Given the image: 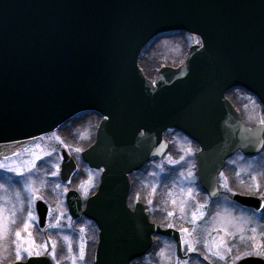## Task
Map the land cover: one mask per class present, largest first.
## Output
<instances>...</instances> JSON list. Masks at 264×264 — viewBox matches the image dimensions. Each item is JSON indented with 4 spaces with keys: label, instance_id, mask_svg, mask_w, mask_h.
<instances>
[{
    "label": "water",
    "instance_id": "obj_1",
    "mask_svg": "<svg viewBox=\"0 0 264 264\" xmlns=\"http://www.w3.org/2000/svg\"><path fill=\"white\" fill-rule=\"evenodd\" d=\"M181 32L193 38L188 58L149 80L139 65L142 52ZM234 88L264 106V0H0V157L82 113L103 117L95 144L83 153L90 168L104 169L99 189L85 208L78 192L66 195L71 217H86L100 230L95 264L144 259L154 235L174 240L177 257L189 258L182 233L151 223L141 203L129 208V175L162 158L166 132L178 130L199 144L198 180L217 199L230 157L264 153V125L245 126L226 97ZM62 157L66 184L78 167L65 150ZM233 201L264 210L259 197ZM36 211L45 228L47 204L37 201Z\"/></svg>",
    "mask_w": 264,
    "mask_h": 264
},
{
    "label": "rangeland",
    "instance_id": "obj_2",
    "mask_svg": "<svg viewBox=\"0 0 264 264\" xmlns=\"http://www.w3.org/2000/svg\"><path fill=\"white\" fill-rule=\"evenodd\" d=\"M191 43L192 37L182 33L147 46L140 61L146 60L154 65L152 74H147L148 78L155 77L164 67L178 68ZM142 69L145 71L144 67ZM229 98L246 125L252 127L264 124L261 122L264 121V110L254 97L237 90L230 93ZM99 120L95 115H88L87 119H75L59 131L43 136V140L37 138L32 141L26 149L6 158L0 157V225L3 226V233L0 235V264L25 261L36 256H29L25 249H30L33 253L38 252L39 256H49L54 264H73V258L75 264H92L93 244L96 242L95 228L86 220L75 222L70 218L65 195L70 189H75L86 199L97 186L102 170L90 169L82 163L81 153L95 142ZM166 138L171 145L168 156L133 174L130 196L132 201L145 205L153 223L179 231L187 228L191 237L188 233L180 231L182 240L197 241L193 243L196 250H189L183 243L184 252L190 255L186 261L181 260L176 256L174 243L158 237L154 252L146 255L138 264H232L231 256L225 261H220L211 255V251H214L221 241L225 242L220 249L222 252L224 247L251 252L254 245L264 244V210L256 212L235 204L232 201V193L223 187L224 178L221 174L218 177L220 197L215 201L210 200L201 191L197 181L198 145L175 131H170ZM62 150L69 152L80 165L79 172L67 185L62 184L58 178ZM49 152L51 155H48ZM56 165H59V170ZM225 170V173H222L228 178L229 187L233 192H241L244 187L241 181L244 184L252 183L249 174L264 172V153L254 157L235 155L227 163ZM54 172L57 174L53 175ZM189 172L192 173L191 176ZM257 179L262 185L261 190L264 191V176H257ZM82 184L87 188V195L81 189ZM56 185L60 187L56 188ZM190 189L191 197L188 195ZM37 196L41 199H36ZM253 196L259 197L258 194ZM37 200L49 205L45 229H40L37 223L34 210ZM173 201L176 203L173 204ZM29 208L36 217L35 220L28 221ZM169 212L175 215L169 217ZM201 212L203 216H200ZM193 213L197 215L195 221L192 218ZM57 218L59 226H53L56 225ZM26 221L29 223L27 230L24 229ZM253 228L256 229L255 232L251 231ZM193 229L195 231H192ZM17 231L20 232L19 239L16 237ZM241 236L244 237L243 241ZM53 244L56 248L55 258L52 257ZM17 245L20 259L16 258ZM44 245H47L46 249ZM81 247L85 254L83 260L79 259ZM260 251L264 252V249ZM205 256L208 259H205ZM251 256L264 259L257 255Z\"/></svg>",
    "mask_w": 264,
    "mask_h": 264
},
{
    "label": "snow or ice",
    "instance_id": "obj_3",
    "mask_svg": "<svg viewBox=\"0 0 264 264\" xmlns=\"http://www.w3.org/2000/svg\"><path fill=\"white\" fill-rule=\"evenodd\" d=\"M196 43L199 44L200 41L197 40ZM261 122L264 123V121H261ZM40 139L43 140L44 137H40ZM57 139L59 140L58 137H57ZM59 142L63 143V141H59ZM77 151H79V149H77ZM48 155H51V152H49ZM233 163H234V161H233ZM56 168H57V170H59V165H56ZM52 174L56 175L57 173L54 172ZM181 175H183V173H181ZM191 175H192V173L189 172V176H191ZM237 175H239V173H237ZM249 175H250V180L252 181V183L244 184V182L241 181V184L244 185L242 191L241 192H233L232 188L229 187L228 178L224 175V173H221V176L224 178V183H223L224 189L228 192H231L233 196L241 195V194H249V195L258 194L259 198L264 200V191L261 190L262 185H261L260 181L257 179V176H264V172H260L257 175H251V174H249ZM59 187H60V185H56V188H59ZM81 189H83L84 194L87 195L86 186L82 184ZM28 190H31V189H28ZM154 193H155V189H153V194ZM188 195H189V197H191V195H192L191 189L188 191ZM213 195H215V193H213ZM35 198L41 199V197H39V196H37ZM175 203L176 202L173 201V204H175ZM30 204H31V200H29V205ZM181 211H183V207H181ZM174 215H175V213H173V212L168 213L169 217L174 216ZM200 216H203L202 212L200 213ZM192 218H193V221H195L197 219L196 213H193ZM35 219H36V217L33 215L31 209L29 208V210H28V221L35 220ZM53 226H59V218H57L56 225H53ZM28 227H29V223L26 221L24 224V229L27 230ZM169 227H172V225H169ZM180 231L188 233L189 237H191V232H189V230L187 228H182V229H180ZM192 231H195V229H193ZM251 231L255 232L256 229L253 228ZM2 233H3V226L0 225V235H2ZM16 237L18 239L20 238V232L19 231L16 232ZM253 239H254V237H253ZM243 240H244V237L241 236V241H243ZM195 242H197V241H191L190 239H185L183 241V243L186 245V247L193 252H195V250H196L193 247V243H195ZM224 244H225V242L221 241L220 244L216 245L215 250L211 251V255L214 256L217 260L225 261L228 258V256H231L232 264H239L240 261L244 260L245 258H247L251 255H257V256L264 257V252L260 251V249H264V244L254 245L253 250L251 252H242L239 250V248L234 250L232 247H224V250L222 252L220 249ZM44 247L46 249L47 245H44ZM206 247H207V245H206ZM17 248H18V250L16 252V258L20 259L19 245H17ZM25 251H27L29 253V256H32V255L39 256L38 252L33 253L32 250H30V249H25ZM69 252H71V246L70 245H69ZM236 252H238L239 254H235ZM226 254H227V256H226ZM55 256H56V248H55V244H53L52 257L55 258ZM84 258H85L84 249H83V247H81L79 259L83 260ZM205 259H208V257L205 256ZM73 264H75V258H73Z\"/></svg>",
    "mask_w": 264,
    "mask_h": 264
},
{
    "label": "trees",
    "instance_id": "obj_4",
    "mask_svg": "<svg viewBox=\"0 0 264 264\" xmlns=\"http://www.w3.org/2000/svg\"><path fill=\"white\" fill-rule=\"evenodd\" d=\"M189 49V48H188ZM188 51V50H187ZM187 55V54H186ZM185 59H186V57H185ZM184 61V60H183ZM140 65H141V67H144V69H145V74H146V76L148 77V75L147 74H152V72H153V68H154V65L152 64V62H147L146 60H143V61H140ZM157 74H158V72L155 74V77H153V78H151V79H155L156 77H157ZM170 150H171V145H170ZM227 167V166H226ZM226 167H225V169H226ZM224 169V170H225ZM226 171V170H225ZM225 173V172H224ZM132 177V176H131ZM132 187H133V182H132ZM135 188V187H134ZM134 188H133V192H134ZM132 189V188H131ZM136 190V189H135ZM141 196H143V193L141 192ZM38 240H40L39 238H38ZM156 246V245H155ZM155 246H154V248H155ZM95 247H96V244L94 245L93 244V252H92V264H93V253H94V250H95ZM153 248V249H154ZM153 249L148 253V255H150L151 254V252L153 251ZM147 255V256H148ZM138 261H140V259L139 260H136V261H134V262H132V264H138Z\"/></svg>",
    "mask_w": 264,
    "mask_h": 264
},
{
    "label": "bare ground",
    "instance_id": "obj_5",
    "mask_svg": "<svg viewBox=\"0 0 264 264\" xmlns=\"http://www.w3.org/2000/svg\"><path fill=\"white\" fill-rule=\"evenodd\" d=\"M145 49H146V48H145ZM145 49H144V50H145ZM140 60H141V59H140ZM230 159H231V158H229V159L226 161V166H227V163L230 161Z\"/></svg>",
    "mask_w": 264,
    "mask_h": 264
},
{
    "label": "flooded vegetation",
    "instance_id": "obj_6",
    "mask_svg": "<svg viewBox=\"0 0 264 264\" xmlns=\"http://www.w3.org/2000/svg\"><path fill=\"white\" fill-rule=\"evenodd\" d=\"M94 194V193H93ZM92 195V194H91ZM130 206H131V201H130ZM134 207V206H133ZM133 207H131L133 209Z\"/></svg>",
    "mask_w": 264,
    "mask_h": 264
}]
</instances>
